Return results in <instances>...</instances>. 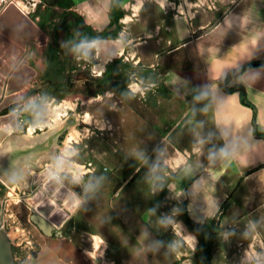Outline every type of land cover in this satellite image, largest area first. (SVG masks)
Wrapping results in <instances>:
<instances>
[{"label": "crops", "instance_id": "0c3cea01", "mask_svg": "<svg viewBox=\"0 0 264 264\" xmlns=\"http://www.w3.org/2000/svg\"><path fill=\"white\" fill-rule=\"evenodd\" d=\"M114 2L117 5H114ZM49 3L62 13L52 35L53 44L57 50L58 44L62 46L63 52L58 51L63 56L64 54L68 56L74 76L82 70H75L76 64L74 65L71 53L58 39L59 31L63 28L66 19L73 20L70 34L73 40L77 25L73 13L77 14L83 23L92 27L95 32L106 29L110 25L112 17L119 18L116 37L94 40L101 52L99 56L93 54L95 62L92 69L95 66L103 73L95 78H103L105 72L109 70L110 73L112 69H115V76H117L119 62H113L114 60L124 61V56H110V54L115 53L121 43L131 39L132 45H127L124 48V55L127 56L131 50L136 53L137 57H141L138 67L150 72V84L154 85L147 92L149 94L146 105L142 106L147 111V118L157 126L161 125L162 119L175 120L172 126L170 123L162 121L164 128L168 131L166 133L168 141H165L164 136L163 145L160 148L158 146V154L155 153L157 148L152 149L146 165L148 171L145 175L140 174L135 179V183L144 181L143 179H146L147 182V176L153 166H157L156 175H161L159 167H167L164 164L165 159L170 156L174 158V161L178 159L175 149H180L181 153L185 149L191 151L196 137L191 131L192 126L185 123L187 118L182 117V109L184 104L190 103L193 95L197 94L193 92V89H202L211 82V75L216 70V61H220L221 70L226 71L223 81L219 82V95L224 97L231 93L239 94L237 100L232 104V111H235L237 116L243 115V108L251 109V120L241 122L244 127L238 135L246 136L250 127L252 138L249 143L256 145L247 153L246 165L234 162L218 179L213 181L207 169L211 167L219 171L222 162L215 159L210 164L207 157L210 151L218 152L225 145V140L220 138L223 126L217 127L207 115L202 114L199 109L205 102H199L195 108L197 109L196 120L203 122L201 136L206 138L209 133H212L211 140H206L203 146L199 166H195L196 157L193 155L189 160L194 165L193 171L183 174L178 170L163 181H156V185L163 184V187H158L155 193L150 190L147 182L148 187L144 194L139 192L131 197L137 200L146 196L150 199V202L140 209L139 205L132 202L130 208L124 206V208L115 210L111 204L112 191L109 188L100 187L95 196L88 200L76 214L77 218L97 226L99 234L119 254V262L129 264H150V250L137 255L134 249L140 247V236L144 231L148 233L143 241L144 245H151L155 236L164 235L165 226L170 225L159 223L160 220L166 219L163 216L165 211L162 205L171 203V201L184 206L189 216L202 226L204 233L211 232L212 226H249L251 221L256 223V230L264 239V128L258 123L260 103L262 102L258 100V96L259 93L264 92V64L248 67L240 73H237L236 67L225 70L223 66V61L228 59L233 46L245 43L248 29L253 26L264 28V0H237L224 12H203L188 9V4H184L180 0H164L163 7L160 6L159 0H143L138 17L134 15L136 3L132 0H49ZM125 5H129V7H125ZM181 8L184 10L181 11ZM246 13L249 19L242 27V18ZM226 21L231 22V27ZM35 24L39 25L37 22ZM217 24L221 29H224V36L219 44L214 45L219 50L213 57L211 53L213 41L205 39V33ZM202 25L208 27L203 28ZM116 26L117 23L109 30ZM247 47L248 51L244 53V58L237 61L239 70L251 63H264V37L259 39L255 47L250 44ZM237 55L240 54L237 53ZM245 71L248 72L246 79L251 83L250 89L238 79L239 75ZM65 74L66 63L64 76ZM170 74L180 77V80L171 83ZM64 76L58 81L43 84L39 90L43 94L54 96L61 91L56 89L64 81ZM113 80L115 81V79ZM54 89L56 91L52 93ZM107 90L110 89H105L103 92ZM82 92L92 94L89 91ZM13 107L14 104L5 111L11 110ZM137 109L140 112L143 111L139 106ZM223 130L229 131L228 140L231 141L230 126ZM161 151L164 152L163 156L160 155ZM141 166L143 165L137 169L139 170ZM201 177L212 184L214 188L210 195L218 205V209L213 216L207 214L211 205L207 203L205 193L193 188V182ZM128 181H124L120 186L119 192L122 191V197L128 193L123 190ZM173 182L177 188L184 190L180 197H176L174 191L168 187ZM124 191L126 193L123 194ZM157 198L164 200L162 205L154 202ZM149 209H154V213L149 215ZM97 217H99V222H97ZM185 226H187L186 223ZM188 232L195 236L191 230Z\"/></svg>", "mask_w": 264, "mask_h": 264}, {"label": "rangeland", "instance_id": "374dc122", "mask_svg": "<svg viewBox=\"0 0 264 264\" xmlns=\"http://www.w3.org/2000/svg\"><path fill=\"white\" fill-rule=\"evenodd\" d=\"M180 1L188 4V9L203 12H224L237 0ZM11 2L16 3L23 11L25 10L24 12L43 28L37 25L39 32L47 35L45 46L41 45L40 42L32 41L24 56L27 62L37 70L36 77L25 87L27 89L26 95H30L33 90H37L32 95H48L55 97L58 101L68 103L75 101L77 104L75 111L81 115L89 111L96 112V109L100 108V113L95 115L90 123L77 120L76 116L69 111V119L66 123L69 126H76V134L72 139L82 136L85 129L89 132V135L83 138L79 145L81 148L79 164L85 169L87 167L95 168V176L104 177L101 187L109 188L112 191L111 204L115 210L121 209V207L124 208V206L130 208L132 202L139 205L138 208L140 209L150 202V199L146 196L137 200L131 197L139 192L144 194L148 185L146 179L139 183L134 181L140 174L145 175L148 168L143 165L137 170L141 164L131 154V150L138 147L149 157L153 151L152 149L157 148L155 153L158 154L159 148L163 145L162 139L168 132L162 121L170 123L172 126L175 120L162 119L161 125H153L152 121L147 118L146 109L142 107L146 105L149 93H146L143 98L140 96L128 98L125 95L129 91L128 87L122 92L110 89L104 92L102 90L96 94H89L82 91L69 93L68 90H62L54 96L43 94L42 91L37 89V86L49 84L50 81H58L64 76V56L53 44L52 37L62 13L58 8H53L49 0H2L0 13ZM132 2L137 3V0H132ZM128 12L130 13V11ZM72 21V19H66L63 28L59 31L58 39L71 53L74 65L76 64L75 70L80 69L82 73H87L91 78H95L92 75V65L95 62L94 55L91 56L89 61H78L72 53V48L75 45L70 36L73 27ZM131 62V60L126 61L125 59L119 62L117 78L121 81L128 80L129 83L131 73L136 72L137 77L142 78L145 84H150V72L138 67V65L134 68ZM94 88H98V86ZM109 91L113 93V96L108 104L115 102V109L108 107V105L101 106L99 102L92 105L88 104L91 97ZM149 91L150 88L147 92ZM137 106L143 111H138ZM60 107L61 105L58 104L57 108ZM4 111H0V114ZM97 120L100 121V124H97ZM29 134L31 135L30 129ZM67 134L68 128L61 138V143ZM40 179L42 180L41 177ZM126 180L129 181L124 185L123 190L128 193L122 197V191L119 192V189ZM34 186L37 187V184ZM71 187L77 192L80 191L79 186ZM1 193L0 225L4 222L2 227L12 241L15 264H55L57 260L61 264H129L119 262V254L99 234L97 226L72 215L61 227H57L48 218L39 214L31 205V202L22 197L25 194L21 189L13 190L4 185ZM162 201H164L162 198H157L154 202L162 205ZM162 207L165 211L163 215L165 218L173 216L174 208L179 209V212L173 216V220L180 224V231L185 236L190 235L188 232L190 229L188 225L185 226L186 222L183 219L182 206L171 201V203L168 202ZM212 228L211 232L204 233L205 237H210L213 242L210 264H248L245 260V252L251 243V237H245L244 235L248 231V226H212ZM164 231V235L161 237L155 236L154 242L150 245L154 249L150 250V264H197L195 256L198 247L201 246L198 236L195 234V247L191 248L183 237H177L171 225L165 226ZM224 233H229L227 238L223 235ZM177 240H179V257H177L176 251L170 249V245ZM256 248L258 252H264V248H261L259 244L256 245Z\"/></svg>", "mask_w": 264, "mask_h": 264}, {"label": "clouds", "instance_id": "9594fccd", "mask_svg": "<svg viewBox=\"0 0 264 264\" xmlns=\"http://www.w3.org/2000/svg\"><path fill=\"white\" fill-rule=\"evenodd\" d=\"M160 6H164V0H159ZM143 6V0H137L135 5V16L138 17L140 9ZM215 6L214 4L212 5ZM129 7V5H125ZM181 11H183L181 9ZM251 11V10H250ZM249 16L246 13L242 18V27L248 22ZM229 27L231 22L226 21ZM201 27L207 28V25ZM248 35L244 44L239 46H233L232 51L228 55V59L223 61L224 69L236 67L239 71V65L237 61L244 58V53L248 51V45L256 46L259 39L264 37V28H253L248 29ZM224 36V29H221L220 25L217 24L210 28L205 33V39L213 41L211 47V53L213 57L218 52V48L214 45L219 44L220 40ZM171 43V41H169ZM127 45H132V40L127 39L121 43L115 53L111 55L124 56L126 61L131 60L132 65L135 68L136 65L141 63V57H137L136 53L129 50L128 55H124V48ZM203 50V49H201ZM101 49L97 47L95 41L84 40L75 44L72 48V53L75 59L80 61H89L93 54L99 56ZM239 53L240 55H237ZM250 59L251 56L249 55ZM24 60L18 59L16 54H12L4 60V64L7 65L8 74L15 72L17 69L23 66ZM221 62L216 61V70L211 75V82L204 86L202 89H193V92L197 93L193 95V99L190 103H185L182 109V117H186V124L192 126L191 131L194 133L196 139L191 147V151L185 149L182 153L180 149H175V153L178 159L168 157L164 160V164L167 167H159L161 175H156L157 166H153L150 169V174L147 176V182L150 186V190L155 193L158 187H163V184L156 185V181H163L165 178L170 177L173 173L180 170L183 174L191 173L194 165L189 162L190 158L195 155V166L200 165V156L203 154V146L206 140H211L212 133L208 134V137L201 136V129L203 127L202 121L196 120L197 109L195 105L199 102H205L203 107L199 109L202 114H205L209 119L217 126H223L226 129L230 126L232 139L228 140L229 131L221 130L220 138L225 140V145L219 149L218 152H209L208 161L211 164L215 159H219L222 162V166L219 171L209 167L207 171L210 173L211 179L215 181L227 170L229 165L234 162L247 164L246 155L247 153L256 147L255 144H250L249 141L252 138V129L249 127L246 136L238 135L244 127L241 122H248L251 120V109L243 108V115L237 116L235 111H232V104L238 98V93H231L227 96L221 97L219 95V82L223 81L226 71L221 70ZM102 71L97 70L95 66L92 69V75L100 76ZM248 72L241 73L238 77L239 81L244 82L245 85L250 89L251 83L248 79ZM180 80V77L170 74V82L176 83ZM186 83V82H185ZM152 84H145L142 78L137 77L136 72L131 73V79L128 83V92L125 94L128 98H134L140 96L143 98L148 89L153 87ZM7 84L4 85L5 93H7ZM27 89L24 87L18 88L14 93V107L6 114L3 119H0V158L4 153L11 151L7 147L8 143L11 142L13 146L24 145L26 143H32L37 140H41L44 137H51L55 133L64 129L66 122L69 119V111H71L77 120H82L84 123H90L95 115H98L101 111L100 108L96 109V112H86L84 114L76 113L75 109L77 104L75 101L61 102L55 97L48 95L36 94L26 95ZM113 96L111 91L104 94H98L91 97L88 100V104L92 105L99 102L101 106L108 105V107L115 109V102L108 104V101ZM77 99H79L77 97ZM183 99V97H182ZM258 100L260 103V112L258 123L264 128V92L259 93ZM60 104L61 107L57 108ZM97 124L100 121L97 120ZM31 130V135L29 134ZM76 134V126L71 125L68 127V134L64 136L63 142L56 144L50 154L44 155L39 161L33 163H25L21 170L8 177L5 181L9 187L13 190L21 189L25 186L27 180L33 175L37 174V168H39L38 175L42 178L44 185H54L55 192L51 197V202L55 204V193L60 192L61 188H68V195L64 199L63 207L67 208L72 215H76L82 207L95 196L97 191L101 187V183L104 180L103 176H95V168L87 167L86 169L79 164V157L81 148L79 147L81 140L89 135L87 129L84 130L83 135L72 139ZM170 135V134H169ZM165 141H168V137H164ZM86 147V145H85ZM166 150V149H165ZM131 154L140 161L141 165L148 164V157L145 152L138 147L131 150ZM161 156L164 152L161 151ZM138 170V169H137ZM71 186H79L80 191L73 190ZM168 187L174 191L176 197L183 195V189L177 188L176 184L170 183ZM193 188L197 191H203L205 193V199L211 207L207 210L209 216L215 215L218 205L213 201L210 193L214 190L213 185L209 184L203 177L193 182ZM154 209H149L148 214L154 213ZM179 212V209H173V216ZM173 216H169L164 220H160L159 223L163 225H171L177 237H183L184 241L191 248L195 247V236L184 235L180 231V224L173 220ZM99 222V217L96 218ZM257 225L255 222H249L248 231L244 233L245 237H251V243L248 245V249L245 252V260L248 264H264V252H258L256 245L259 244L261 248H264V239L261 238L260 232L256 230ZM225 238L229 233L223 234ZM148 236L147 231H144L140 236V247L134 249V252L139 255L148 250H154L150 245H144L143 241ZM170 249L177 252L179 257V240L170 245ZM43 255V253H42ZM55 264H61L59 260Z\"/></svg>", "mask_w": 264, "mask_h": 264}, {"label": "water", "instance_id": "95a60500", "mask_svg": "<svg viewBox=\"0 0 264 264\" xmlns=\"http://www.w3.org/2000/svg\"><path fill=\"white\" fill-rule=\"evenodd\" d=\"M0 29V66L2 65L4 70L6 68L4 60L12 54H16L17 57H20L24 53L23 45L26 39L34 32L36 33L38 27L30 16H28L16 3L12 2L0 18ZM11 39H15L17 43L15 44ZM24 56L25 55H23L22 59H24ZM36 75L37 73L35 68L26 61L22 67L13 72L8 80L7 93H5V90L3 91V89L0 88V111L7 110L14 103L13 93L18 88L23 87ZM1 82L2 81L0 80V84ZM42 86L43 84L37 86V89H40ZM68 92L72 93L73 91ZM6 114L7 113H1L0 119H3ZM68 126L69 124L66 123L65 128L55 133L53 136L44 137L43 139L32 143L13 146V144L9 142L7 147L11 149V151L4 153L2 158H0V182L5 186H9L5 181L10 175L21 170L25 163L39 161L42 156L50 154L54 146L61 143V138ZM38 172L39 168H37V174L30 177L25 186L21 188V191L24 192V194L26 193V195H32L34 193L33 187H35L34 185L36 180L40 178ZM52 187L55 186L45 185V188L47 189ZM40 192L42 191H39L38 194ZM59 194L62 196L68 195V188H61ZM0 200H2V193H0ZM29 202L33 204L34 201L29 200ZM50 208H53L51 203L45 205L46 210H50ZM38 210H40L39 207ZM46 210L40 212L46 216L48 214ZM67 215L68 217L66 216L60 227L70 217L69 214ZM50 221L58 227L56 224L57 222L55 223L52 218H50ZM0 264H15L12 241L8 233L3 229L2 225H0Z\"/></svg>", "mask_w": 264, "mask_h": 264}, {"label": "trees", "instance_id": "16d2710c", "mask_svg": "<svg viewBox=\"0 0 264 264\" xmlns=\"http://www.w3.org/2000/svg\"><path fill=\"white\" fill-rule=\"evenodd\" d=\"M116 2H114V5ZM77 21L75 33L73 35V41L75 44L84 41V40H90L94 41L97 39L101 38H113L118 35V22L119 18L112 17V21L110 25L100 31V32H95L92 27L86 26L82 19L77 15L74 14ZM117 23V26L113 28L112 30H109L110 27L115 25ZM58 50L62 51V46L57 45ZM65 57V63H66V74H65V79L63 82L59 84L57 87V91H62V90H68V91H89L91 93H99L102 90L105 89H112L116 92H122L127 88L128 85V80L121 81L117 76H115V69H112V71L109 70L105 72L103 78H91L89 74L87 73H82L81 71L77 72L76 75L74 76L73 73V68L71 66L70 60L66 54H64ZM120 62V60H114L113 63ZM264 64L261 62H256V63H251L239 70L237 73H240L241 71L247 69L248 67L255 66V65H260ZM129 65V64H127ZM111 68V66H110ZM236 73V74H237ZM108 74V76H107ZM115 79V81L113 80ZM98 86V88H94ZM55 89L52 91L54 93L56 91ZM36 91H33L30 93V95L34 94ZM8 111H4L3 113H8ZM0 188H4L3 184L0 182ZM1 193V190H0ZM1 208V206H0ZM183 219L188 225L189 229L194 232L198 238L200 239L201 246L198 247L197 254L195 256V260L197 264H210V257L211 254L213 253V242L210 239V237L206 238L202 226L194 221L188 214V211L186 208L183 206ZM0 222H1V216H0ZM213 229V228H212ZM212 235V233H211Z\"/></svg>", "mask_w": 264, "mask_h": 264}, {"label": "bare ground", "instance_id": "6f19581e", "mask_svg": "<svg viewBox=\"0 0 264 264\" xmlns=\"http://www.w3.org/2000/svg\"><path fill=\"white\" fill-rule=\"evenodd\" d=\"M1 1L0 0V5H1ZM12 3V2H11ZM10 4H8L4 9L3 11L0 13V18L2 17V15L6 12V10L8 9ZM21 5V4H20ZM22 6V5H21ZM24 8V6H22ZM28 15V14H27ZM29 16V15H28ZM38 27V26H37ZM1 31V29H0ZM39 27H38V30L37 32L31 34L30 36H28V38L26 39L24 45H23V50H24V53L18 57V59L20 60H24L27 62V60L24 58L22 59L23 55L26 54V52L29 50L30 48V42H40L41 45H44L46 44V41H47V35L45 33H40L39 32ZM12 42H14L15 44L17 43L15 39H11ZM29 64V63H28ZM5 65V64H4ZM6 68L3 70V66L1 65L0 66V74H8V68H7V65H5ZM36 70V69H35ZM36 73H37V70H36ZM13 74L10 73V76ZM10 77H8L7 75H0V80L2 81L1 84H0V88L3 89L4 91V85L5 84H8V80H9ZM32 80V79H31ZM30 80V81H31ZM27 82L23 87L25 88L29 83ZM2 86V87H1ZM35 184H37V187H33V194H28L26 195H23L22 197L24 199H26V201L29 202V200H33V204H31L39 214H41L42 216H44L40 211H44L46 210L45 209V205L48 203H51V205L53 206V208H50V210H46L48 212V214L44 217L48 218L50 220V218L53 219V221L58 225V227H60L62 221L66 218V216L68 217L67 214H69L70 216L72 215L67 208H64L63 207V202H64V199L66 198V196H62L61 194L58 193H55V204L51 202V197L53 196V193L55 192V187H52V188H45V185L43 184V180H36ZM39 191H42L38 194ZM36 196V197H35ZM21 197V196H20ZM17 198V197H16ZM21 200V199H20ZM38 207L40 208V210H38ZM70 218V217H69ZM68 218V219H69ZM67 219V220H68ZM48 220V221H49ZM66 220V221H67Z\"/></svg>", "mask_w": 264, "mask_h": 264}, {"label": "flooded vegetation", "instance_id": "af4514ba", "mask_svg": "<svg viewBox=\"0 0 264 264\" xmlns=\"http://www.w3.org/2000/svg\"><path fill=\"white\" fill-rule=\"evenodd\" d=\"M3 186H4V184H3ZM4 188H0V190H3ZM0 206H1V208H0V216H1V211H2V202H1V200H0Z\"/></svg>", "mask_w": 264, "mask_h": 264}, {"label": "built area", "instance_id": "2783aa9c", "mask_svg": "<svg viewBox=\"0 0 264 264\" xmlns=\"http://www.w3.org/2000/svg\"><path fill=\"white\" fill-rule=\"evenodd\" d=\"M2 226H4V222H3Z\"/></svg>", "mask_w": 264, "mask_h": 264}]
</instances>
